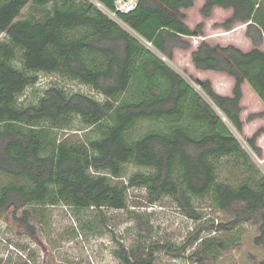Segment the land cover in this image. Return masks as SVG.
I'll use <instances>...</instances> for the list:
<instances>
[{"label": "trees", "instance_id": "obj_1", "mask_svg": "<svg viewBox=\"0 0 264 264\" xmlns=\"http://www.w3.org/2000/svg\"><path fill=\"white\" fill-rule=\"evenodd\" d=\"M98 1L115 9V0ZM204 1L205 16L215 5L231 8L225 28L247 23L255 45L244 51L203 40L193 50L197 68L235 79L231 96L217 93L210 80L199 81L210 100L161 57L172 59L182 35H203V23L191 28L182 11L194 0H139L134 10L118 13L120 22L91 0H0V35L5 34L0 39V172L14 178L0 188V214L9 213L35 236L31 213L44 205L124 209L128 188L139 185L152 201L169 194L191 206L194 197L206 198L215 210L230 212L235 227L256 220L260 233L254 242L264 244V172L223 119L242 131L244 82L264 103V50L258 47L264 39V0ZM26 7L30 15L22 18ZM38 72L84 84L103 99L53 84L36 105H23L21 96L38 81ZM77 119L100 136L75 141L57 136ZM140 121H150L151 130L132 137ZM248 143L260 152L256 137ZM223 158L242 171L239 178H220ZM130 162L152 172L114 181ZM189 214L201 217L195 210ZM242 235L232 234L229 245L208 237L199 260L220 258L222 248H235ZM119 255L123 264H151L148 258Z\"/></svg>", "mask_w": 264, "mask_h": 264}, {"label": "rangeland", "instance_id": "obj_2", "mask_svg": "<svg viewBox=\"0 0 264 264\" xmlns=\"http://www.w3.org/2000/svg\"><path fill=\"white\" fill-rule=\"evenodd\" d=\"M200 2H195L186 15V21L194 28L203 23L204 33L198 36L199 42L181 36L182 43L173 47L172 59L167 57L166 61L203 95L206 96L199 81L210 80L217 93L231 96L234 77L222 71L197 68L192 61V52L203 40L213 45L232 44L244 51L255 45L246 34L247 27L241 28L242 22H236L230 29L225 28L224 22L232 12L230 9L215 5L208 17L202 13ZM29 15V7L24 8L21 17ZM3 38L5 34L0 35V39ZM258 47L264 50V39ZM35 76L38 81L29 85L21 96L23 105H36L44 90L53 84L103 99L92 88L59 74L38 72ZM242 91L240 117L243 129L238 131L228 123L264 172V103L247 82L243 83ZM151 125L150 121H140L132 131V137L150 131ZM57 136L75 141L97 138L100 133L84 128L77 119L74 127L58 130ZM252 137H256L259 153L248 143ZM228 160L223 158L219 163L220 178L235 180L242 171H234ZM138 172L150 173L152 170L130 162L124 166V176L113 180L126 182ZM12 180L13 177L0 172V188ZM194 210L201 217L189 214ZM30 218L35 236L19 227L9 213L0 214L1 264H123L119 254L131 259L148 258L151 264H264V244L254 242L260 233L259 222L250 220L235 227L230 212L215 210L203 197H194L191 206L181 205L169 194L152 201L144 186L133 185L127 190V207L124 209L90 207L78 210L58 203L44 205L40 212L34 210ZM219 224L226 227L215 231ZM241 232L243 239L235 248H222V256L216 260L212 257L199 260L202 243L208 237L221 238L228 244L232 234Z\"/></svg>", "mask_w": 264, "mask_h": 264}, {"label": "built area", "instance_id": "obj_3", "mask_svg": "<svg viewBox=\"0 0 264 264\" xmlns=\"http://www.w3.org/2000/svg\"><path fill=\"white\" fill-rule=\"evenodd\" d=\"M91 1H93L99 8H101L111 18L120 22V20L118 18V13H128V12L134 10L138 5L139 0H115V9L114 10L107 8L104 4H102L98 0H91ZM193 38H194V41L196 43L199 42V37L193 36ZM145 43L147 44L148 47H151V48L153 47L151 42L146 41ZM161 57L163 60L166 61V59H167L166 56L161 55ZM223 119L228 122L227 117L224 115H223Z\"/></svg>", "mask_w": 264, "mask_h": 264}, {"label": "crops", "instance_id": "obj_4", "mask_svg": "<svg viewBox=\"0 0 264 264\" xmlns=\"http://www.w3.org/2000/svg\"><path fill=\"white\" fill-rule=\"evenodd\" d=\"M197 1H201V2H200V5H201V8H202V6L204 5V2H205V1H204V0H194V5H195V2H197ZM216 6H217V5H216ZM191 8H193V7H190V8H187V9H182V11L187 15L189 9H191ZM225 9H230V11H232L231 8H225ZM211 12H212V11H211ZM232 12H233V11H232ZM232 12L230 13L231 15H232ZM231 15H230V16H231ZM209 16H210V15H209ZM209 16H208V17H209ZM230 16H229V17H230ZM229 17H228V18H229ZM186 20H188V19H187V16H186V18H185V21H186ZM186 23H187L191 28H194L193 25L190 24V22H187V21H186ZM242 27H247V23H242L241 28H242ZM182 36H187V35H182ZM189 37H192V38H193V36H189ZM197 37H198V36H197ZM172 49H173V48H172ZM248 51H249V50H248ZM201 70H204V69H201Z\"/></svg>", "mask_w": 264, "mask_h": 264}]
</instances>
